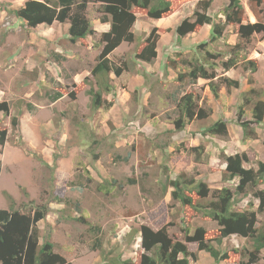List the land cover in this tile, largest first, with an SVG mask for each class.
<instances>
[{
    "label": "rangeland",
    "instance_id": "374dc122",
    "mask_svg": "<svg viewBox=\"0 0 264 264\" xmlns=\"http://www.w3.org/2000/svg\"><path fill=\"white\" fill-rule=\"evenodd\" d=\"M24 1L0 0V101L9 106L8 115L0 113V127L7 131L4 144H0V208L9 207L8 195L22 210L28 209L22 204L29 200L46 203L49 211L37 223L39 241H51L54 251L72 264H108V259L117 256L138 261L142 248L137 230L141 225L154 230L165 226L179 240L199 226L205 228V237L216 235L214 221L180 205L171 198V188L165 191L163 186L178 173H185L187 177L202 178L212 189L234 188L236 179L233 183L221 178L225 163L219 150H213V144L220 143L215 138H223L240 147L241 129L235 118L242 94L253 88L264 99V37L255 34L249 47L247 57L256 60L255 72L246 63L224 72L220 60H215L218 76L241 81L239 89L230 91L220 85L219 95L223 96L217 101L208 80L199 78L194 84L187 78L177 80V74L188 69L187 60L194 54V45L185 49L189 39L181 45L166 27L192 17L196 1H174L172 17L159 23L157 33L161 37V60L167 54L176 59L177 67L163 72L159 59L149 64L135 60V43L124 42L108 57L116 65L125 62L128 68L118 77L110 74L114 98L102 93L103 100H115L108 108L93 109L88 89L97 86L89 74L100 52L97 42L101 32L95 30L78 45L65 36L68 23L24 27L8 11ZM240 1L247 21L253 22L248 0ZM224 3L225 0H213L209 13L219 15ZM97 7V3L90 2L86 9L92 27L100 23ZM134 12L137 20L132 31L137 40H142L157 19L146 18L145 11ZM236 40V29L229 26L225 37L205 48L225 53L229 50L226 44L233 45ZM178 50H182L180 57ZM186 92L198 94L199 104L211 108V114L175 131L172 122L179 115L176 101ZM57 94L60 96L54 99ZM251 107L252 104L245 106L244 117L251 116ZM13 115L19 117L18 130L11 126ZM218 118L227 120V136L203 135L202 130ZM256 133L259 142L249 144L252 150L246 164L254 168L261 161L259 149L264 148V124ZM211 141L213 144L207 149L206 143ZM198 145L204 149L191 150ZM252 199L251 195L239 198L235 209H256V205L248 206ZM78 216H83L88 224L77 221ZM257 219V226L264 227V212H257ZM91 226L99 227V231H93ZM95 239L99 240L96 247ZM185 244L198 255L192 264H216L208 253L197 250L195 241ZM213 244L228 252V258L218 264L236 263L239 252L252 247L247 239L236 235L222 240L220 245ZM260 255L255 264H264V249Z\"/></svg>",
    "mask_w": 264,
    "mask_h": 264
},
{
    "label": "trees",
    "instance_id": "16d2710c",
    "mask_svg": "<svg viewBox=\"0 0 264 264\" xmlns=\"http://www.w3.org/2000/svg\"><path fill=\"white\" fill-rule=\"evenodd\" d=\"M174 1L186 0H25L19 7L8 11L20 18L27 28L50 27L53 22L68 23L67 39L71 43H76L84 42L86 37L95 33L86 16V9L90 2L98 4V20L101 23H108L109 28L99 34L97 45L100 52L89 74L97 88L88 89V94L91 96L92 108L99 109L112 106L115 100L102 99V93L111 94L113 98L115 96L110 74L118 77L128 68L125 62L116 65L108 57L114 49L124 42L135 43L137 49L134 50L132 57L145 63H152L158 55L160 39L158 29L153 27L144 39L137 40L132 31L137 20L134 9L145 11L146 18L158 20L173 14ZM195 1L196 7L192 17L183 18L174 28L177 42L204 24L210 25L211 31L205 41L194 44L191 50L194 54L187 60L188 69L183 71L184 73H178L177 80L187 78L194 84L199 78L206 79L213 99L221 101L219 86L224 85L227 91L231 88L239 89L241 81L226 75L218 76L215 70L218 64L215 60H220L224 72L237 67L240 63L250 66L247 68L251 72L256 71V60L249 59L247 55L255 34L260 33L264 37V0H248V7L255 18L253 22L247 21L248 17L240 0H225L219 15L209 13L213 0ZM229 26L236 29L237 40L233 45L226 44L229 48L228 52H225L228 54L227 58L224 52L205 48L225 37ZM202 50L204 51L202 55L197 53ZM181 55L182 50H178L177 56ZM161 65V70L167 71L169 67H177V61L166 54ZM59 96L57 94L54 99ZM71 96L74 97V93H71ZM199 101L200 96L193 92H186L177 99L176 108L179 115L172 122L173 130H183L188 122L204 120L211 114V108H204ZM249 104H252L251 116L244 117L245 106ZM0 113L9 114L6 101H0ZM10 123L13 129H19L17 115L11 116ZM235 124L240 127L243 139L257 138L256 128L264 124V99L259 98L255 89L251 88L242 94V101L238 103L236 109ZM227 132V120L224 118H218L202 130L203 135L211 137L215 135L224 137L227 136ZM6 134V129L0 127L1 145L6 140ZM203 149V145L191 147L192 151ZM219 155L225 163L221 169L222 180L227 182L237 180L233 189L227 186L212 189L202 178L187 177L185 173H178L174 178L168 179L166 187L163 186L165 191L167 187L171 188V198L180 205L188 206L203 218L214 221L217 225L216 235L205 237V228L199 226L191 235L185 234L184 240H179L171 236L165 226L154 230L147 225H141L137 230L142 248L139 260L117 256L108 259V264H191L197 260V253L187 249L186 241H195L197 250L208 253L215 263H218L228 258V252L220 251L213 242L220 245L223 239L231 235L247 239L252 246L250 249L241 250L239 260L232 264L257 263L261 259V250L264 249V227L257 226V212H264V187H258L259 184L264 185V162L258 161L257 167L254 168L246 165L248 157L244 152L227 154L220 149ZM247 195L253 198L248 206L256 205V209L254 207L235 209L234 205L239 198ZM8 198L9 207L0 208V264H72L54 251L51 241L47 239L39 241L37 223L45 218L49 211L48 205L29 200L22 204L23 208L28 209L22 210L15 205L9 195ZM75 219L88 224L83 216ZM90 229L99 231L97 226H91ZM98 245L99 240L95 239L94 247Z\"/></svg>",
    "mask_w": 264,
    "mask_h": 264
},
{
    "label": "crops",
    "instance_id": "0c3cea01",
    "mask_svg": "<svg viewBox=\"0 0 264 264\" xmlns=\"http://www.w3.org/2000/svg\"><path fill=\"white\" fill-rule=\"evenodd\" d=\"M14 8V7H13ZM15 17V16H14ZM172 17V16H171ZM16 18V20H18V22L20 23V24H22L24 27H26L25 26V24L23 23V21L20 19V18H17V17H15ZM168 18H170V17H168ZM168 18H161V19H158L157 20V24L155 25V27L156 28H158V29H160V27H161V25H159V23L162 21V20H165V19H168ZM100 22V21H99ZM55 22H53V24H54ZM175 23V24H174ZM173 24H168V26L166 27V29L168 30V29H171V33H172V37H175V35H174V33H173V30H174V28L176 27V25L178 24V22L176 21V22H174ZM52 24V25H53ZM67 24V23H66ZM39 27V26H38ZM37 27V28H38ZM68 28V24H67V27H66V29ZM93 28H94V30H96V32H98V33H100V32H103V31H106V30H108V28H109V24L108 23H99L98 24V27H94L93 26ZM67 31V30H66ZM210 31H211V26L210 25H208V24H204L203 26H201L197 31H193V32H189L187 35H185L184 37H182L181 38V40H180V43H181V45H184V44H186V39H189V45L187 44V45H185V49H188V47L191 49V47H192V45H194L195 43H198V42H201V41H203L204 39H206L208 36H209V34H210ZM67 33V32H66ZM66 36V35H65ZM67 37V36H66ZM161 38V37H160ZM76 44H78V45H81L82 44V42L81 41H77L76 42ZM160 47L162 48V46L160 45V39H159V42H158V47H157V51H158V55H157V57L155 58V60H157V59H159V65H160V67H161V63H162V61L163 60H161V58H160V56H159V49H160ZM166 55H163L162 57H165ZM149 64V63H148ZM167 70H168V68H167ZM164 71V70H163ZM236 91V90H235ZM235 91H233V94L235 93ZM237 92V91H236ZM221 97L223 96L222 94L220 95ZM191 124V123H190ZM257 128H259V127H257ZM257 128H256V130H257ZM229 130V129H228ZM239 138L240 139H238V144H239V146L240 147H235L236 145H233V144H231L230 142H231V140L230 139H227V140H225V139H223V138H215L214 139V141L216 142V141H219L220 143H217V145H215V144H213L212 143V141L211 142H208V143H206V148L208 149L209 147H210V144L212 143L213 144V150H216V151H218V150H223L225 153H227V154H232V153H235V152H244L246 155H247V157L249 158V151L250 150H252L250 147H249V144H252V142H259V139L258 138H256V139H245L244 141L242 140V138H243V136H242V133H241V131H240V136H239ZM242 140V141H241ZM227 141H229V143L227 142ZM243 142V143H242ZM227 143L229 144V145H227ZM230 145H232V146H230ZM228 146V147H227ZM263 146H264V144H263ZM229 147H234L233 148V150H231V149H229ZM254 149V148H253ZM264 148H260L259 149V155H258V159L259 160H261V161H263L264 162ZM254 155H256V153H254ZM228 238V237H227ZM227 238H225V239H223V241L224 240H226ZM198 256V255H197ZM198 259V258H197ZM200 259V258H199ZM215 262V261H214ZM192 264V263H191ZM216 264H218V263H216Z\"/></svg>",
    "mask_w": 264,
    "mask_h": 264
}]
</instances>
